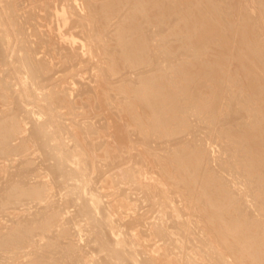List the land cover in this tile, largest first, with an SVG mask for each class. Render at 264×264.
Returning a JSON list of instances; mask_svg holds the SVG:
<instances>
[{
    "label": "bare ground",
    "instance_id": "1",
    "mask_svg": "<svg viewBox=\"0 0 264 264\" xmlns=\"http://www.w3.org/2000/svg\"><path fill=\"white\" fill-rule=\"evenodd\" d=\"M82 1L85 14L74 5L70 11L59 8L57 13L60 21L75 26L71 29L81 27L85 41L79 29L71 34L66 29L62 39L69 43L61 46L63 58L74 65L83 47L92 60L96 56L100 75L94 79L107 88L97 91V110L101 106L107 111V102L118 98L115 107L120 113L116 114L125 113L126 118L120 120L123 124L118 117L112 119L116 110L110 103L113 112L109 109L103 116L108 133L91 123L94 117L89 123L77 122L80 127L76 132L72 125L63 124L53 104L75 110L69 88L47 85L53 80H47L50 65L31 55L23 36L18 34L20 43L13 47L9 26L19 25V21L14 24L18 7L14 0L3 4L9 17L0 12V53L10 50V55L14 54L7 71L21 86L15 89L0 77V104L8 105L0 111V157L21 154L23 159L13 172L7 170L0 177V212L10 213L8 209L22 202L38 207L26 216L15 212L17 215L8 216L12 218L10 226L5 232L0 229V264L25 246L30 247L28 255L34 256L28 264H264V20L258 22V13L251 14L248 4L252 0H239V4L233 0ZM253 1L258 2L264 19V0ZM59 2L63 1L59 0L57 7ZM41 37L52 45L45 40L48 37ZM73 44H79L80 50ZM61 49L60 54L54 49L55 54L61 55ZM65 73L67 77L69 73ZM175 74L181 79L174 80ZM73 78L71 82L77 76ZM77 82H73L75 86ZM108 89L115 90L118 97H112ZM32 103L37 112L25 106ZM85 103L97 106L92 100ZM99 120L93 121L104 125ZM62 131L72 134L75 146L71 150L61 138ZM207 137L221 149L215 158L206 147ZM17 138L20 142L13 145ZM29 151H36L39 164L28 158ZM107 172L110 175L105 177ZM33 176L42 178L31 183ZM96 178L102 179L103 185L96 187ZM121 183L133 186L128 189L119 186ZM54 192L60 194L59 201L52 200ZM135 193L139 195L136 200L132 197ZM110 196L120 202H103ZM134 201L146 202V211L156 210L160 218L143 230L148 212H137ZM69 206L76 210L67 217L64 213ZM71 225L79 240L86 237V245L70 242L53 257L39 254L42 245L35 236L48 240L45 247H54ZM108 226L109 232L104 233ZM172 255L176 257L171 259Z\"/></svg>",
    "mask_w": 264,
    "mask_h": 264
},
{
    "label": "rangeland",
    "instance_id": "2",
    "mask_svg": "<svg viewBox=\"0 0 264 264\" xmlns=\"http://www.w3.org/2000/svg\"><path fill=\"white\" fill-rule=\"evenodd\" d=\"M2 1V4H0V6L2 5V7H0V12L1 13H3V16L4 17H7L6 19H8V17H9V15L7 14L6 15V11L7 10H9L8 8H4V6H3V4L5 3L6 4V2H13V0H9V1H6V2H4L3 0H1ZM1 1H0V3H1ZM54 1H55V4H54ZM59 0H14V2L13 3H15L16 5H17V11H19L18 13L19 14H17V11H16V14H15V16L16 17H14V20H17V21H14V24H15V26H17V24H18V21H19V25H20V27L22 28H20V32H21V30H23V28H24V30L22 31V33L24 32L25 34H21L20 32H19V29H18V27H19V25L17 26V27H14V26H9V29L11 30V32H10V34L12 35V45H13V47H15V44L14 43H17L18 41H17V39H16V37L18 36V34H20L21 36H23L22 38L26 41L24 44L27 46V47H29L30 48V53H31V55L33 56V57H37V59L38 60H42V61H45L47 64H48V66L50 65L51 67L53 66V64H54V62L56 63V64H54V67H50L49 66V73H47V77H48V79L47 80H52V81H47L48 83H47V85L48 86H52L51 84L53 83L54 85L55 84H57L58 85V87L59 88H62V89H65L66 88V90H68V88H69V91H67L69 94H68V97H69V99L71 100V101H73V102H75V105H77V106H75L76 108H75V110H70V107L68 106H65V105H63V106H60L61 108H59L58 106H57V104H53V106L54 107H56V108H58L57 110H56V113L58 114V115H62V119H63V124H65V125H68V126H70V125H72V127H71V129H72V131H74V132H76L77 130H78V128L80 127L79 125H77V122H80V123H84L85 121H87L88 123H89V121L88 120H90L92 117H94V118H92L95 122H97L98 120H99V118L101 117H99V115H102L103 113V115H102V119L100 118V120H99V122H102L104 119V115H108L109 113L107 112V111H109L110 112V110L112 109V111L111 112H113V108H111L110 109V107H112V105L114 106V108H115V110H116V107L115 106H117V108H118V106H119V101H117L118 103H116V104H118V105H115V102H116V100L118 99V98H116L115 97V95L117 96V94L115 93L116 91L115 90H112L111 91V89H108L109 91V93H110V95L112 96V97H114V98H116V100H115V102L113 103L111 100H109L108 102H107V106L105 107V108H108L107 109V111H106V109H104V108H102L101 106H100V108L101 109H99V112H98V107H99V105H98V100H96V98L95 97H97V91H100V89L102 88L103 89V87H104V84H102L101 85V82H99L98 81V79H97V81L100 83V85H99V83L97 82V81H95V79L94 78H98L99 77V75H100V72L98 73V72H96L97 71V69L99 70V68H98V65H97V60H98V58L96 57V56H94V57H96V58H94L93 57V60H92V56L89 54V56L86 54V47H83L84 49H81L80 50V48H79V44H73V45H71V46H73V47H76V49L79 51V53L80 54H82V56L80 57L79 56V58H78V61H76V63H74V65L73 64H71V65H69V64H66V62H65V60H64V58H63V52H62V49H61V46H62V44H63V46H65L67 43H69V42H66L65 40H63L62 39V33L63 32H66L67 30V32L69 33V34H71V33H78L79 32V30L80 29H82L81 27H77L76 26V28L77 29H74L75 28V26H73V25H71V24H68V22L70 23V21H68L66 24H67V26H66V24L61 20L60 21V18H59V16H58V12L61 10H63V9H68V11H70L71 10V7L74 5L76 8H77V10H78V12L79 13H81V14H85V12H83L84 11V7H85V5H84V1H82V0H70V1H68V0H60V1H65L66 3H63V2H59L60 3V6H58L57 7V5H59L57 2H58ZM68 1V2H67ZM75 1V2H74ZM233 1H237L236 3L237 4H239L240 3V1H242V0H233ZM74 2V3H73ZM83 2V3H82ZM77 3V4H76ZM53 5V7H52V5ZM64 4H65V6H64ZM67 4V5H66ZM248 4V3H247ZM257 4H258V2H256V1H251L248 5H249V7H250V11H251V14L252 15H254V14H257L258 15V18L259 19H261V20H259L258 18L256 19L258 22H260V21H262V20H264L263 18H262V16H263V14H262V9L261 10H259V7H257ZM68 5H71V6H68ZM77 5V6H76ZM259 6V5H258ZM52 7V8H51ZM55 7V8H54ZM68 7V8H67ZM2 8H4V10L5 11H3V9ZM58 8V9H57ZM59 8H61L60 10H59ZM83 8V9H82ZM256 8H257V11H260V12H257V11H253V10H256ZM55 10V12L54 11H52V10ZM94 10H95V12H97V13H99V11H97V7H94ZM51 11V12H50ZM252 11H253V13H252ZM0 13V14H1ZM53 13V14H52ZM57 14V15H56ZM261 14V15H260ZM44 15H46V16H44ZM51 18V19H49V17ZM259 15H260V17H259ZM42 16L45 18H42ZM55 17V20H54V17ZM16 18V19H15ZM42 18V19H41ZM6 19H4V20H6ZM11 19H13V17H11ZM59 19V20H58ZM50 20V21H49ZM52 20V21H51ZM56 21L55 23H54V21ZM48 21V22H47ZM15 22H17V24L15 23ZM47 22V23H46ZM262 22H264V21H262ZM20 23H22V24H20ZM49 23H50V25H49ZM64 23V24H63ZM13 24V25H14ZM38 24V26H37V29H35L36 27V25ZM54 24H55V26H54ZM22 25H23V27H22ZM33 25H34V27H33ZM39 25L42 27V29H41V27H39ZM44 25V26H43ZM56 25H57V27H56ZM59 25H61L62 26V28H60L61 26H59ZM64 25V26H63ZM0 26H1V24H0ZM45 26H47V27H45ZM12 27V28H11ZM13 27L16 29H13ZM46 28L45 30H44V28ZM53 27H55V29L53 28ZM65 27V28H64ZM69 27H70V29H69ZM71 27H74V28H72V29H74V31H72V29H71ZM40 29V30H39ZM52 29H54V30H52ZM67 29V30H66ZM79 29V30H78ZM15 30V32H13V31ZM17 30H18V32H17ZM37 30L39 31L38 33H37ZM55 30H57V31H55ZM60 30H62V31H60ZM66 30V31H65ZM69 30H71V32H69ZM83 30V29H82ZM82 30H80L81 32H79L80 34L79 35H81V37L83 36L82 34H83V32H82ZM43 31H45V33H43L42 34V32ZM36 33V34H35ZM40 33V34H39ZM82 33V34H81ZM16 36H15V35ZM37 34L39 35V36H37ZM48 34V35H47ZM53 34V35H52ZM56 34V35H55ZM42 35H44V38L45 37H48L47 39L45 38V40L47 41V42H49V41H52V45L50 44V43H45L42 39H43V37H41ZM14 36V37H13ZM21 36L19 37H17L18 39H21ZM37 36V37H36ZM56 36H58V40L56 39L57 37ZM80 37V38H81ZM84 37V36H83ZM82 37V38H83ZM51 38V39H50ZM79 38V40H80V42H81V39ZM22 39V40H23ZM14 40V41H13ZM83 41H84V38L82 39ZM16 41V42H15ZM54 41H55V43H56V45H57V48H56V45L54 46ZM44 42V43H43ZM85 42V41H84ZM19 43H20V40H19V42H18V45H19ZM54 43V44H53ZM58 43V44H57ZM110 43V42H109ZM48 44H49V46L51 47H49L48 46ZM17 45V44H16ZM53 46V47H52ZM60 46V47H59ZM63 46H62V48H63ZM49 48V50H51V49H53V51L54 52H52V54H51V52L49 51L48 52V48ZM32 48V49H31ZM82 48V47H81ZM35 51H34V50ZM37 49V50H36ZM58 50L57 51V53H59V51H60V49H61V52H62V54L61 55H58L57 53L55 54V50ZM2 50V49H1ZM3 51H5V50H3ZM10 50H9V52H1L2 53V55H1V53H0V62H1V64H0V77H3V78H5L6 79V81L9 83V84H13V87L15 88V89H19L20 88V81L19 80H16V79H14V75H12L11 73H9L10 71H7V70H10L11 69V67L12 66H10V63H9V61H11L12 62V60H10L11 58H12V56L14 55V54H11L10 55ZM48 52V53H47ZM84 52V53H83ZM5 53V54H4ZM38 53V55H36ZM88 53V52H87ZM4 54V55H3ZM7 54V55H6ZM46 54H49V55H52L51 56V58H50V56H49V58H46V57H48V56H46ZM60 54V53H59ZM10 55V56H9ZM3 58H2V57ZM4 56H7V59L5 60V58L6 57H4ZM41 56V57H40ZM62 56V57H61ZM85 56V57H84ZM98 56V55H97ZM52 57H53V59H52ZM90 58V59H88V58ZM99 57V56H98ZM39 58H41V59H39ZM47 59V60H45V59ZM63 58V59H62ZM81 58V59H80ZM87 58V60L89 61V62H91V63H88L87 62V60H85ZM1 59H2V61H1ZM9 59V60H8ZM97 59V60H96ZM53 60V61H52ZM65 62L64 63V66H63V61ZM80 60V61H79ZM91 60V61H90ZM6 61H8V62H6ZM96 62V65L94 64L95 62ZM4 62H6L7 64H5ZM81 62V65L79 64ZM86 62L89 64H86ZM93 62V63H92ZM5 64V66H3L4 64ZM52 63V64H51ZM57 64H59V65H57ZM68 65V66H66V65ZM8 65V66H7ZM60 65H61V67H60ZM76 65V66H75ZM92 65L94 66L95 65V69L94 68H92ZM58 66V67H57ZM74 66V67H73ZM81 66H83L82 68H81ZM86 66V67H85ZM62 67H64L65 69H63ZM66 67H67V69L68 70H66ZM72 67V68H71ZM77 67V68H76ZM85 67V68H84ZM88 67V68H87ZM51 68V69H50ZM60 68L63 70V72H62V70H60ZM74 68H76V69H78V70H73ZM81 68V69H80ZM91 68V69H90ZM53 69V70H52ZM71 69V70H70ZM84 69H86V70H84ZM92 69L94 70V72H91L92 71ZM57 70H59V71H57ZM73 70V71H72ZM80 70H84V73L85 74H83L84 76H80V74L81 73H83L82 71H80ZM8 73H7V72ZM51 71V72H50ZM67 72V73H69L68 75H67V77L66 76H64V75H66V73L65 72ZM78 71H80V72H78ZM194 72H195V69L193 70ZM73 74H72V73ZM77 74H79V75H76V73ZM64 75H63V74ZM94 73V74H93ZM11 75V76H9V75ZM54 74H56V75H54ZM73 76H72V75ZM99 74V75H98ZM74 75H76L77 76V79L75 78L76 76H74ZM95 75H97L96 77H95ZM16 77L15 78H17L18 79V77L19 76H17V75H15ZM53 76L54 77H56V79H54L53 78ZM69 76H72L71 78H69ZM175 77H174V80H180L181 79V77H180V75H178V74H175L174 75ZM23 77H25L24 75H23ZM62 77V78H61ZM68 78V79H66V78ZM75 79H74V78ZM81 77V78H80ZM85 78V80H82V78ZM58 78V79H57ZM59 78H61L63 81H64V83H63V81L62 80H60ZM63 78H65V80L63 79ZM74 79L75 81H73V82H77L76 80H78V82H77V84H79V85H81V86H83L84 85V88L85 87H87V85H85L86 83L88 84V86L89 87H87V89H83L81 86H79V85H77V86H75V83H73V82H71V79ZM83 78V79H84ZM70 79V80H69ZM79 79H80V81H79ZM67 80V81H66ZM54 81L56 82V83H54ZM58 81H60L59 83L60 84H58ZM82 81H84V82H82ZM62 82V83H61ZM84 83V84H83ZM17 84H19V85H17ZM91 85H93L92 87L93 88H96L95 86H97L98 88H96V90H94L93 88H92V91H90V92H88L89 90H90V88H91ZM47 86V87H48ZM79 86V87H78ZM53 87V86H52ZM52 87H50V88H52ZM65 87V88H64ZM76 87H78V88H76ZM83 89H81V88ZM49 88V87H48ZM89 88V89H88ZM77 89V90H76ZM78 89H80L81 91H85V93L86 94H83L82 92H80ZM98 89V90H97ZM101 89V91H103V90H105L106 89V91H107V88H105L104 87V89L102 90ZM86 90H87V92H86ZM76 91H78V92H76ZM100 91V92H101ZM94 92H95V95H94ZM113 92V93H112ZM79 93H81L80 95H78ZM90 93H92L93 94V96H92V94H90ZM115 94V95H114ZM70 95H71V97H70ZM79 97H78V96ZM92 97H94L93 99L91 98V96ZM87 96H90V99L87 97ZM87 97V98H86ZM118 97V96H117ZM86 98V99H85ZM98 98V97H97ZM73 99V100H72ZM31 100V102H33L34 101V99L32 98V99H30ZM79 100V101H78ZM90 101L91 102V100H92V103L93 104H95L96 102V104H97V106L96 107H94V108H92L90 105H89V103H88V101ZM93 100H96V101H94L93 102ZM113 100V99H112ZM87 101V102H86ZM114 101V100H113ZM77 102V103H76ZM79 102V103H78ZM88 103V107L86 106V105H84V103ZM85 103V104H86ZM91 103V104H92ZM110 103H112V105L110 104ZM92 104V105H93ZM7 107H8V105L7 104H5ZM5 105H2V104H0V111L2 110V109H6V106ZM111 105V106H110ZM2 106V107H1ZM26 107H28V106H30V107H28L29 108V110H32V109H34L36 112L38 111V108L35 106V104L34 103H32V104H30V105H25ZM90 106V107H89ZM27 108V109H28ZM89 108H90V110L92 111H90L89 110ZM94 109H96L97 111H95ZM110 109V110H109ZM93 110H94V112H93ZM102 110V111H101ZM116 112H118L117 114H119L120 112L119 111H114V116L113 115H111V113H110V117H112V119L115 117V119L117 120V117H118V119L119 120H117V121H119V122H121L122 124H123V120H125V118H126V115H125V113L124 114H122V115H124V116H122V115H120V116H118L117 114H116ZM95 113H97V114H99V115H97V114H95ZM102 113V114H101ZM96 115H97V117H96ZM35 117V116H34ZM38 117V116H37ZM121 117V118H120ZM124 117V118H123ZM178 117H183V115H181V114H178ZM97 118V119H96ZM123 118V119H122ZM93 120H90V121H92L91 123H93V124H95V126L97 127L98 125V129H100V130H103V134H104V131H106V130H108V129H105V124H106V122H104V125H103V123H100V124H102V126L99 124V123H95ZM120 120H122V121H120ZM76 123H75V122ZM106 121V120H105ZM27 124L26 125H28L29 127H30V123H29V120H28V122H26ZM29 123V124H28ZM28 126H26L27 128H29ZM188 131V130H187ZM101 132V131H100ZM109 131H106L105 133H108ZM27 132H25V133H22L20 136L22 137V136H24L25 134H26ZM102 133V132H101ZM197 133H198V135L200 136V135H202V134H200V132L199 131H197ZM60 135H61V138H62V140L64 141V143L65 144H67L68 145V147H70V150L72 149V148H74L73 146H75L74 145V139H73V137H72V134L70 133V131H62V132H60ZM136 136V135H135ZM94 137V136H93ZM133 137H134V135H133ZM137 137V136H136ZM136 137H134L135 139H137ZM134 138H133V140H134ZM108 140H110V141H112V139L108 136V138H107ZM206 139H208V140H206ZM206 139H204V140H206L205 141V144L207 143L208 145H206V147L209 149V150H212V151H209V153H211L210 154V156L211 155H213L212 157L213 158H215V157H217L218 155H220L222 152L220 151L221 149H220V147L219 146H217V143L214 141V140H212L211 138H209V137H207ZM15 141H12V142H15V143H13V145H16V144H18L19 142H20V139H18L17 138V140L16 139H14ZM113 140H115V138L113 139ZM117 140V139H116ZM19 141V142H18ZM134 141H136V140H134ZM213 141V142H212ZM18 142V143H17ZM210 142V143H209ZM211 143H213V145L211 144ZM215 143H216V145H215ZM209 144L210 145H212L211 146V148H210V146H209ZM27 145V144H26ZM23 148V147H22ZM216 148V149H215ZM214 150V151H213ZM217 151V152H216ZM30 152V153H29ZM28 153H29V155L31 156H29L28 155V158H31L32 160L33 159H35V160H33V161H35L36 163L38 162V164H39V162L40 161H38V160H40V157H39V155H37V153H36V151H29ZM36 153V155L34 154V153ZM214 152H216V154L214 153ZM219 152H221V153H219ZM214 153V154H213ZM33 154V155H32ZM27 156V155H26ZM37 156V157H36ZM23 156L20 154H15V155H12V156H10V157H0V177L1 176H3V175H6L7 173H5L7 170H9L10 172H13L16 168H15V166H17V165H15L17 162H21V159H23L22 158ZM6 158V159H5ZM37 159V160H36ZM20 160V161H19ZM213 165H216V162H213L212 163ZM129 165H131V164H128L127 166H129ZM11 170H13V171H11ZM110 172V171H109ZM37 173H39V172H37ZM37 173H35V174H33L34 176H36L37 175ZM45 174V173H44ZM110 174H113V171L112 172H110ZM110 174H108V172H107V174H106V176H105V174L102 176V179L104 178V176L105 177H107L108 175H110ZM33 176V177H34ZM44 175L42 174V177H43ZM41 177V178H42ZM99 177V176H98ZM227 177V179L229 180V179H231L232 177H229L228 178V176H226ZM35 178L36 177H34V178H31V183H33L32 181H34L35 182ZM41 178H39V177H37L36 178V181L37 180H40ZM47 178H49L48 176H47ZM43 179H45V181H46V177L44 178L43 177ZM42 179V180H43ZM102 179H100V178H96V180H99V181H95V185L96 184H98V186H96V187H99L100 185H103V180ZM48 180V179H47ZM231 181H232V179H231ZM98 182V183H97ZM100 183V184H99ZM119 186H121V187H127L128 189H130L132 186H133V184H130V185H127V184H120ZM227 187V186H226ZM98 189V188H97ZM226 189V188H225ZM99 191H101L100 189H99ZM55 194L53 195V197H52V200H55L56 201V199L58 198V201H59V197L61 198V196H60V194H57L58 192H54ZM61 194L63 193L62 191L60 192ZM136 194V193H135ZM135 194H133L132 195V197L136 200L138 197H139V195H138V197H137V194L135 195ZM57 196H59V197H57ZM132 198V199H133ZM113 199H116L115 201H114V204L115 203H119L120 202V200H119V198H117V197H113V196H110V197H104L103 198V202H105L106 200V202L105 203H107L108 202V200H113ZM47 200V199H46ZM45 199L42 201V203H45V201H46ZM179 200V199H178ZM177 200V204H179L180 205V201H178ZM136 201H134L133 203H135ZM28 202H22V203H19V204H21V205H23V204H25V206L24 207H22V206H20L19 204H17L19 207L17 208V205L15 206V205H13L14 207H12V208H14V209H11L10 208V210L8 209V212L10 211V213H6V212H0V213H2V214H0V215H2V216H0V229H3L2 230V232H5V230L4 229H6L7 228V226L9 227L10 226V220L12 219H10V217H8V216H10V215H12V213H17L18 215H20V216H26V214L27 215H29V213H31V208L33 209V207H34V209L35 208H37L38 207V205L35 203V204H33V203H31L32 205H30V207L28 206V205H26ZM136 205H134L135 206V208L134 209H136L137 210V212H143V213H147L148 212V214H146L147 215V219H146V222H144L145 224H143V225H145V226H143V230L145 229V227H148V225H149V223H152V222H155V220L157 221V219L158 218H160V215H159V212H157L156 210H150V212L149 211H146L147 209L145 208V204H146V202H143V203H141L140 204V202H136L135 203ZM143 205V207L141 208V206ZM35 205H36V207H35ZM138 205L140 206V207H138ZM249 205L251 206V208L253 207L252 205H251V203H249ZM32 206V207H31ZM70 206H73V205H70ZM68 207V212H69V214H67L68 212H67V210L65 211V213H64V216L65 215H67V217H70V215L72 216V214L75 212V210H76V207L74 206L73 208H75V210L73 209V208H71V207ZM17 209H16V208ZM71 208V209H70ZM138 208L140 209L139 211H138ZM144 208V209H143ZM70 209V210H69ZM12 210V211H11ZM28 210V211H27ZM37 209H35V211H36ZM72 210V211H71ZM74 210V211H73ZM30 211V212H29ZM135 211V210H134ZM146 211V212H145ZM153 211V212H152ZM33 212H34V210H33ZM32 212V213H33ZM5 215H4V214ZM14 213V214H15ZM140 213V214H141ZM150 213V214H149ZM8 214V215H7ZM17 214H15V215H17ZM7 215V216H6ZM148 215H151V218H150V216H148ZM99 216V215H98ZM159 216V217H158ZM11 217H13V215L11 216ZM157 218V219H156ZM151 219V220H150ZM147 220H148V222H147ZM55 221H57V220H55ZM151 221V222H150ZM147 223V224H146ZM58 224V223H57ZM106 231L107 232H109V226L108 227H106V230H104V233H106ZM135 232V231H134ZM64 236H65V239H64ZM64 236L62 237L63 238V241L60 243H58V244H56L54 247H45V246H47L46 245V243L48 242V240L46 239V238H44L43 239V237H38V236H35V241H38V243H39V245H42V246H40V247H38V251H39V254H41L42 256H44V257H53V256H55L56 254H57V252L58 251H61V249H62V246H64V244L65 243H74V245H77V246H82L83 247V245H86V244H84L85 242H84V240L86 239V237H81L80 238V240H79V236L80 235H78L77 234V230L73 227V225H71V226H69V228H68V230H67V234H64ZM37 237V238H36ZM39 238V239H38ZM62 238H60V239H62ZM59 239V240H60ZM84 239V240H83ZM40 241V242H39ZM61 241V240H60ZM80 241V242H79ZM86 241H88V240H86ZM143 242H144V244L145 245H149V241H144L143 240ZM151 243H152V241H150ZM150 243V244H151ZM163 242L162 241H159L158 242V244H162ZM45 245V246H44ZM85 248H87V246H85ZM36 249V248H35ZM29 250H30V247L29 246H25L19 253H10V254H8V256H7V258H8V260L6 261V262H2L1 264H28V262L32 259V258H34V256H30V255H28V253H29ZM37 251V252H38ZM188 251H190V250H188ZM93 253H91V254H93L94 256H98V254L96 255V254H94V251H92ZM176 257V255H172V256H170V258L171 259H173V258H175ZM161 260H166L164 257H162V259ZM207 260L209 261V258H207ZM167 261V260H166ZM55 264H60V263H55Z\"/></svg>",
    "mask_w": 264,
    "mask_h": 264
}]
</instances>
